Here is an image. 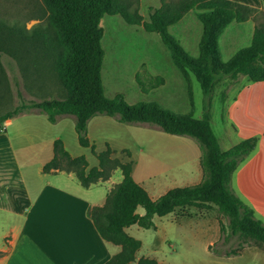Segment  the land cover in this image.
<instances>
[{
    "label": "trees",
    "instance_id": "obj_1",
    "mask_svg": "<svg viewBox=\"0 0 264 264\" xmlns=\"http://www.w3.org/2000/svg\"><path fill=\"white\" fill-rule=\"evenodd\" d=\"M42 1L56 31L60 55L54 66L67 95L63 99L22 103L0 115V124L24 112L40 111L51 123H56L60 117L73 116L80 145L91 147L99 166L88 170L87 158L84 155L73 158L63 141L58 139L54 142L55 155L44 166V171H72L83 186L89 187L100 180H108L121 169L123 180L108 193L105 204L89 211L101 237L122 247L106 264H163L149 257L137 261L136 253L142 247V241L130 236L126 228L135 224L145 229L156 228V216L163 217L186 207L215 209L228 219L227 224L220 221L221 239L209 246L214 254L235 255L251 243L264 248V222L232 188L234 173L256 149L258 138L245 139L231 149L223 150L212 129L209 113L197 118L192 113H175L156 101L129 104L122 95L107 97L102 81L105 58L102 21L106 15L120 14L129 24L135 25L141 24L142 16L137 12L130 14L127 5L120 0ZM150 9V20L144 22L145 30L160 35L175 66L186 78L188 71L193 72L207 96L224 79L232 83L242 77L253 83L264 81V23L256 24L252 44L238 50L228 61L222 59L219 47V38L231 23L252 20L255 13L263 10L231 0H161L160 7ZM192 10L198 12L203 24L198 58L191 57L168 31L169 26L180 22ZM0 50L3 51V47L0 46ZM159 77L153 88L163 84V78ZM99 115L114 117L124 124H146L172 135L195 139L201 149L202 181L174 187L153 199L135 180L133 160L123 162L109 145L103 151L96 150L89 138L88 126L91 119ZM123 152L131 157L130 151ZM139 207L145 209L143 215L137 212ZM234 239L239 240L237 247L231 245Z\"/></svg>",
    "mask_w": 264,
    "mask_h": 264
},
{
    "label": "rangeland",
    "instance_id": "obj_2",
    "mask_svg": "<svg viewBox=\"0 0 264 264\" xmlns=\"http://www.w3.org/2000/svg\"><path fill=\"white\" fill-rule=\"evenodd\" d=\"M120 2L127 5L130 14L135 15L137 12L141 15L143 21L132 25L120 14L104 17L102 81L105 95L109 98L122 95L129 104L156 101L175 113H192L197 118L209 113V121L221 148L231 149L234 131L227 115L228 107L239 90L237 82L224 79L207 96L193 72L188 71L185 79L182 71L173 63L171 53L160 35L145 30L144 22L150 20V8L160 7L161 0ZM49 14L42 0H0V46L4 49L0 50V115L22 103L63 99L67 95L55 71L54 61L60 55V48ZM195 14L197 11H191L180 22L169 26L168 31L191 57L198 58L197 39L202 36L203 24ZM252 20L256 24L264 23V10L255 13ZM234 35L243 36L236 37L239 40L235 43ZM49 41H52L51 45ZM251 42L249 32L233 23L219 38L222 59L228 61L238 50L250 46ZM159 76L163 78V84L153 88ZM67 118L68 125L70 117ZM99 119L103 126L92 125L89 135L96 150H104L109 145L117 151L124 147L131 151L130 159L138 164V175L146 182L149 177L159 175V180L164 183L157 190H152L153 195L169 187H183L189 181L192 183L193 180H188V177L194 176L190 173L187 176L189 170L184 165L187 159L192 161L194 158L191 144L199 147L195 139L172 135L146 124H124L107 115H100ZM67 125L64 128L54 127V133L64 132ZM72 128V136L79 150L87 152L92 163L94 160L97 162L91 155V147L86 150L80 146ZM69 147L72 153H78L72 146ZM121 154L128 159L127 153L122 151ZM169 170L174 176L173 180L165 177V172ZM139 210L145 212L143 207H139ZM189 210L196 216L218 223L219 228L220 221L228 223V219L215 209L190 207ZM161 220L158 221V228L136 227L133 231L143 242L142 253L148 256L158 257L168 264H264V248L254 243L250 246L263 249L260 253L247 248L250 246L231 256H218L210 251L209 242L215 237L214 227L208 226L210 220H206L204 226L189 229L183 235L170 228L173 221L171 217ZM238 241L234 239L231 245L237 247Z\"/></svg>",
    "mask_w": 264,
    "mask_h": 264
},
{
    "label": "crops",
    "instance_id": "obj_3",
    "mask_svg": "<svg viewBox=\"0 0 264 264\" xmlns=\"http://www.w3.org/2000/svg\"><path fill=\"white\" fill-rule=\"evenodd\" d=\"M231 1L264 10V0ZM195 15L199 19L198 12ZM237 24L246 29L253 40L256 22L248 20ZM242 36L234 35L233 42L236 43L239 40L236 37ZM201 38L202 36L197 39L198 45ZM183 76L185 77L184 74ZM236 85L239 90L228 107L227 115L234 131L232 146L253 137L258 138V144L234 173L232 188L255 211L256 217L264 222V81L253 83L241 78ZM67 117H70L68 125ZM99 117L100 115L89 122V135L92 125L103 126ZM66 125L64 132L54 133V127L64 128ZM72 127L78 139L73 116L60 117L56 123H51L46 114L38 111L21 113L0 124V264H106L122 250L120 245L101 237L89 215L93 207L105 204L108 193L123 180L121 169H117L108 180H100L89 187L83 186L72 171H44V166L55 155L54 142L58 139L63 141L65 149L73 158L82 155L87 158L88 170L99 166V160L93 152L91 155L97 160L94 163L87 152L79 150L75 137L72 136ZM67 130L69 134L66 135ZM191 145L194 158L192 161L187 159L184 166L189 170L187 176L192 174L194 177H188V180L193 181H189L186 186L198 184L203 179L201 150L196 144ZM69 146L78 153H72ZM83 148L89 150V147ZM123 150L127 149L124 147L120 151L115 150V156L123 162L131 160V157L127 159L121 156ZM100 151L103 150L98 152ZM130 153L132 156L131 151ZM137 167L138 164L134 163L133 176L153 199L172 188L153 195L152 190H157L164 183L159 180V175L149 177L146 182L138 175ZM165 177H171L169 180L174 178L170 170L165 172ZM189 209L190 207H186L163 217L156 216V227H159L158 221L171 217L173 221L170 228L183 235L189 229L204 226L206 220L211 221L192 214ZM179 211L185 215L178 214ZM137 212L141 215L145 213L139 208ZM208 226L214 227L215 231V237L209 242L210 246L219 241L221 235L218 223L211 221ZM136 227L140 226L132 225L126 231L130 236L141 240L133 232ZM247 248L258 253L263 250L255 246ZM142 249L143 242L136 253L137 261L142 257H149L168 264L158 257L142 253Z\"/></svg>",
    "mask_w": 264,
    "mask_h": 264
}]
</instances>
